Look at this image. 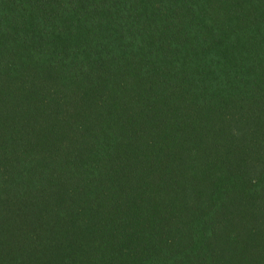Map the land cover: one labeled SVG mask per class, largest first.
Masks as SVG:
<instances>
[{
  "label": "trees",
  "instance_id": "1",
  "mask_svg": "<svg viewBox=\"0 0 264 264\" xmlns=\"http://www.w3.org/2000/svg\"><path fill=\"white\" fill-rule=\"evenodd\" d=\"M0 264H264V0H0Z\"/></svg>",
  "mask_w": 264,
  "mask_h": 264
}]
</instances>
